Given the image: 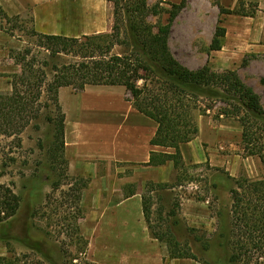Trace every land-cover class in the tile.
I'll use <instances>...</instances> for the list:
<instances>
[{
	"label": "rangeland",
	"instance_id": "rangeland-1",
	"mask_svg": "<svg viewBox=\"0 0 264 264\" xmlns=\"http://www.w3.org/2000/svg\"><path fill=\"white\" fill-rule=\"evenodd\" d=\"M147 1L150 7L160 6L168 11L170 4H180L182 0ZM246 2L251 3L250 9H257L254 18L220 14L221 7L234 9L238 0H188L174 22L171 51L192 70L208 65L216 71L208 62V48L216 27H225L229 49L214 66L220 65V60H225L226 65L217 67L216 72L236 71L260 95L264 107V0ZM103 9L110 16V32L114 6L105 2ZM18 17H10V23L1 19L4 34H0V94L11 93L8 77L20 72L14 57L26 47L35 49L37 43L32 36V14ZM168 18L162 14L148 20L167 24ZM127 51L124 46H116L114 54L125 55ZM127 95L131 99L128 92ZM52 116V112H44L24 132L21 143L0 136V186L20 197L17 215L0 224V257L14 264H100L96 249L98 210L135 192L153 203L151 221L155 231L167 234L170 230L202 264H230L218 235L230 223L233 179L245 175L253 180L264 179V159L249 156L244 150L239 120L218 118L216 112L197 114L199 134L181 147L184 167L179 170L172 162L157 168L105 164L97 176L78 177L69 170L71 178L89 182L82 193L79 212L73 202L74 194L71 195L72 181L61 179L66 165L54 161L55 128L47 121ZM36 125L40 128L36 129ZM260 147L264 149V144ZM60 180L64 183L62 188L53 190V184ZM151 184L155 185L154 192Z\"/></svg>",
	"mask_w": 264,
	"mask_h": 264
},
{
	"label": "trees",
	"instance_id": "trees-1",
	"mask_svg": "<svg viewBox=\"0 0 264 264\" xmlns=\"http://www.w3.org/2000/svg\"><path fill=\"white\" fill-rule=\"evenodd\" d=\"M107 2L114 6V24L110 32L79 38L32 32L37 38L36 50L26 47L14 57L20 72L8 77L11 93L0 94V136L21 143L27 128L44 112H52L54 116L48 117L47 121L55 128L57 155L54 161L66 165L61 179L72 181L69 182L74 187L71 195L74 194L73 202L79 212L82 193L89 182L71 178L68 173L66 116L59 103V91L64 87H72L77 92L85 91L88 86L126 88L135 109L158 125L151 144L175 150L174 154L152 152L146 167H162L170 162L177 170L184 167L181 147L199 134L197 114L210 112H216L218 118L239 120L244 150L249 156L263 160L264 149L260 145L264 144V107L255 89L236 71L216 72L208 65L192 70L181 64L171 51L174 22L188 0L170 4L168 11L160 6L150 7L147 0ZM251 7L246 0H238L234 9L221 7L220 14L254 18L258 11ZM162 14L169 16L167 24L149 22V17ZM0 19L8 23L11 20L1 6ZM219 24H222L221 20ZM226 38L227 29L216 27L208 55L221 51ZM116 46H124L128 51L125 55L114 54ZM39 128L36 125V129ZM233 182L231 219L228 229L218 235L220 245L228 252L230 264H260L264 260V179L253 180L245 175ZM63 185L62 180L57 181L53 190L58 191ZM156 187L173 188L169 185ZM150 188L154 192L155 185L151 184ZM142 199L151 236L167 245L169 257L198 261L189 246L179 243L170 230L167 234L154 230L151 221L153 203L146 196ZM19 208L20 197L0 186V224L13 219ZM171 214L175 215L174 212ZM75 230L79 231L78 227ZM0 264L14 262L0 257Z\"/></svg>",
	"mask_w": 264,
	"mask_h": 264
},
{
	"label": "crops",
	"instance_id": "crops-1",
	"mask_svg": "<svg viewBox=\"0 0 264 264\" xmlns=\"http://www.w3.org/2000/svg\"><path fill=\"white\" fill-rule=\"evenodd\" d=\"M105 2L107 0H0V6L8 17L31 13L38 33L79 38L109 32L111 20L108 13H104ZM2 25L0 19V34H4ZM170 46L172 49L171 43ZM228 49L227 37L221 51L207 55L216 71H219L217 67L226 65L225 60H220V65L214 66V63ZM127 96L126 88L119 86H88L83 92L72 87L60 89L59 103L66 116L65 157L70 173L78 177L97 176L105 164L145 166L152 152L175 153L174 149L151 144L158 125L137 111ZM142 197L139 193L128 198L122 195L115 205L98 210L96 249L100 257L97 262L202 264L167 257L168 249L151 236Z\"/></svg>",
	"mask_w": 264,
	"mask_h": 264
}]
</instances>
